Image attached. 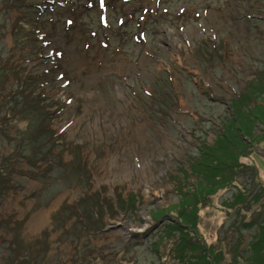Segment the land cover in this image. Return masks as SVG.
<instances>
[{
    "label": "rangeland",
    "instance_id": "obj_1",
    "mask_svg": "<svg viewBox=\"0 0 264 264\" xmlns=\"http://www.w3.org/2000/svg\"><path fill=\"white\" fill-rule=\"evenodd\" d=\"M257 84L264 0H0V264L249 262L264 124L237 186L197 168Z\"/></svg>",
    "mask_w": 264,
    "mask_h": 264
},
{
    "label": "trees",
    "instance_id": "obj_2",
    "mask_svg": "<svg viewBox=\"0 0 264 264\" xmlns=\"http://www.w3.org/2000/svg\"><path fill=\"white\" fill-rule=\"evenodd\" d=\"M25 92L26 91L22 90L20 93L25 100V108L21 111V114L24 115L34 113L36 115V118H40L41 121L39 122V124L37 123V125H34L36 130L32 132L33 140L24 142L33 147L35 143L37 146L40 141H45L48 139L52 140V138H47L46 136L48 133V127L46 124L48 117L43 115L44 105H39L37 104V102L35 103V100L33 101V99L31 102L29 96H27ZM258 99L263 100V103L261 105L257 104L258 102L256 100ZM241 100L242 99L238 100V102L235 103L232 114H229L228 116L230 117L229 120H231L230 127H228V130L224 131L220 136V142L216 146V148L219 150L212 149L210 153V159L206 158L207 160L205 162L199 161L197 170L204 173L205 175H208L205 168L202 170V167L206 165L211 170L210 176L212 177L210 179L218 182L217 185L216 182L211 185V187L213 188L210 187V195L216 193V191H218V187L221 185H223L224 188H232L234 186H237L236 182L238 176L240 175L239 172H243L241 168L246 167V165L238 162V152H236L235 149L240 147L242 143L247 142L243 136L247 138L253 136V129L258 126L259 122L264 124V85L257 84L254 88L249 89L247 94L243 96V101ZM19 103L20 102H18L16 105L18 106ZM252 104H255L254 107L252 106ZM37 132L39 134H37ZM27 149L30 152L28 155H26L30 156L32 154V150L29 147ZM1 169H3V167H1ZM1 169L0 171H2ZM5 178L8 180L7 175L0 173V183ZM1 188L2 185H0V196L3 191L1 190ZM203 189H201L200 192ZM198 195L199 198L195 201L196 206L203 202L207 203L206 200H208L209 203L211 196L202 199L200 194ZM256 225L259 226V230L253 234V237L249 244V262L247 261L246 263L245 261H243L244 264H264V216H259L258 221L254 224V227H256ZM189 244H193L194 249L200 246L202 243L193 239L189 242ZM201 246L204 247L203 244ZM205 251L206 252L201 259L198 256L199 260L195 264H223V253L221 251H219V255H217L218 253H216L215 255L213 250L211 251V255L207 254V249H205Z\"/></svg>",
    "mask_w": 264,
    "mask_h": 264
},
{
    "label": "bare ground",
    "instance_id": "obj_3",
    "mask_svg": "<svg viewBox=\"0 0 264 264\" xmlns=\"http://www.w3.org/2000/svg\"><path fill=\"white\" fill-rule=\"evenodd\" d=\"M144 228V227H143Z\"/></svg>",
    "mask_w": 264,
    "mask_h": 264
}]
</instances>
